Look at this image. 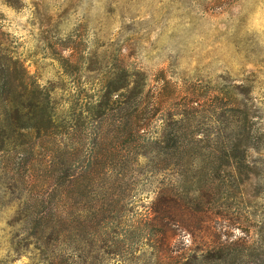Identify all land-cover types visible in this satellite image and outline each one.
<instances>
[{"label": "rangeland", "instance_id": "rangeland-1", "mask_svg": "<svg viewBox=\"0 0 264 264\" xmlns=\"http://www.w3.org/2000/svg\"><path fill=\"white\" fill-rule=\"evenodd\" d=\"M0 264H264V0H0Z\"/></svg>", "mask_w": 264, "mask_h": 264}, {"label": "trees", "instance_id": "trees-1", "mask_svg": "<svg viewBox=\"0 0 264 264\" xmlns=\"http://www.w3.org/2000/svg\"><path fill=\"white\" fill-rule=\"evenodd\" d=\"M37 105L40 106L41 109H44V108H45V107H42V106H41V102H40V100L37 101ZM46 120H48V119H46ZM44 121H45V120H44ZM47 122L49 123L50 121L48 120ZM37 127H38V126H37ZM38 129L40 130L39 127H38Z\"/></svg>", "mask_w": 264, "mask_h": 264}]
</instances>
